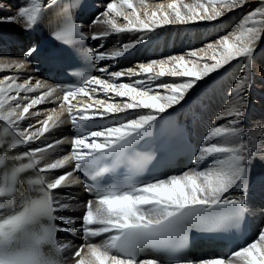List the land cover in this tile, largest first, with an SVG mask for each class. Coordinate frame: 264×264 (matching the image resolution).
<instances>
[{
	"label": "snow or ice",
	"instance_id": "snow-or-ice-1",
	"mask_svg": "<svg viewBox=\"0 0 264 264\" xmlns=\"http://www.w3.org/2000/svg\"><path fill=\"white\" fill-rule=\"evenodd\" d=\"M80 7L78 0H24L14 15H4L0 3V24L22 21L24 30L31 31L47 19L53 39L75 49L89 39L74 11ZM245 7L250 10L233 31L186 55L115 71L102 66L98 71L104 76L78 73V84L0 77V264H67L64 253L70 249L74 264H264V228L253 242L227 254L199 260L187 254L194 234L239 226L246 200L234 193L246 189L251 163L264 160V124L240 126L246 92L254 83L255 51L264 40V0H106L91 22L106 27L90 38L211 22ZM144 38L84 54L97 63L116 60ZM39 54L37 46H29L19 58L0 59V71L26 72ZM241 59L242 75L193 153L192 166L143 178L151 155L138 145L151 134L154 122L181 104L199 81ZM45 103L56 106L38 108ZM42 112L47 114L41 120ZM65 113L73 136L44 142L64 123ZM65 144L70 145L67 152ZM51 150H59L55 158ZM77 185H85L94 199L73 203V197L58 191ZM81 207L79 217L59 214ZM77 221L84 243L60 240L58 233L77 230L68 227ZM101 236V243L92 242Z\"/></svg>",
	"mask_w": 264,
	"mask_h": 264
},
{
	"label": "bare ground",
	"instance_id": "bare-ground-1",
	"mask_svg": "<svg viewBox=\"0 0 264 264\" xmlns=\"http://www.w3.org/2000/svg\"><path fill=\"white\" fill-rule=\"evenodd\" d=\"M100 1V0H98ZM24 0H0L3 4V14L4 15H14L17 6L22 4ZM156 0H149L150 4H154ZM185 2L192 3L193 0H185ZM105 2L101 5L103 7ZM250 10V7H245L244 9H236L234 11H228L226 14L215 21L211 22H193L189 24L179 25H165L163 27L156 28L155 31L151 33H122V34H110L113 39V45L109 47L108 51L114 50L117 47L122 46L125 43L134 42L139 36H144L145 38L162 37L159 45L161 52L165 53L163 58L170 55H186L189 50L198 49L205 46L208 43L215 42L220 36L233 31L234 26L238 24L239 20L242 18V14ZM95 17H93L94 19ZM92 22V21H91ZM89 23L86 26V30L91 32L102 31L105 29L104 24L92 25ZM123 23V21H120ZM24 31L23 22L19 23H2L0 24V40L4 41L9 39L11 41H20L22 37L19 35ZM142 41V42H143ZM263 43V44H262ZM158 45V46H159ZM243 65V59L233 61L230 65L226 66L215 73L210 74L204 80L199 81L197 86H195L186 95L184 101L181 104L174 106L169 110H174L176 115H179L181 119L188 125L195 128L197 136V148L203 142V137L207 134V131L213 126L215 122V117L222 110H224L225 105L229 102L230 88L234 85L236 79L240 78L242 75L241 68ZM28 71V70H27ZM27 71H19L15 68L5 69L0 71V77L3 75H18L19 82H22L26 76H30ZM165 81H171L173 78L164 77ZM263 80V81H261ZM127 82V78L124 79ZM263 93V94H262ZM98 98H103L102 95ZM257 99L259 106H256V101L252 103V100ZM121 98H116L119 101ZM206 102V104H204ZM75 103V101H74ZM205 105V106H203ZM56 105L52 103H45L38 106L39 109H51ZM57 110L58 107H57ZM135 113V112H131ZM47 113L42 112L39 119H44ZM64 123L53 130L51 134L47 135V140L44 142L51 141L53 139H61L64 137L69 138L67 135L66 126L69 124V118L65 113L63 117ZM32 122H35V118H32ZM260 124H264V40L258 42L257 49L255 51V63H254V83L246 92V116L241 127L245 129H252ZM70 139V138H69ZM41 141H36V144H41ZM64 152L70 150V145L65 144L62 146ZM53 152V158L59 150H51ZM63 154V153H59ZM62 171V170H59ZM262 174H259V173ZM264 160L255 159L250 166V175L246 189H237L234 195L245 196L246 204L251 207V212L253 215V227L257 234L261 228H264V210H261L255 203H260L264 205ZM62 194H68L74 198L73 203L83 204L85 200L81 189L78 186L65 187L58 190ZM83 208H76L72 211H62L59 214L64 216L79 217L82 216ZM69 227L77 230L72 232L75 234L74 238L66 237L60 233V240L71 241L73 245L79 246L83 244L82 241L83 234L78 231L80 227V222L77 221ZM100 239L94 241V243H101ZM74 249H70L65 252L66 256H72Z\"/></svg>",
	"mask_w": 264,
	"mask_h": 264
},
{
	"label": "rangeland",
	"instance_id": "rangeland-1",
	"mask_svg": "<svg viewBox=\"0 0 264 264\" xmlns=\"http://www.w3.org/2000/svg\"><path fill=\"white\" fill-rule=\"evenodd\" d=\"M263 44V43H262ZM20 70H18V72H19ZM261 81H263V80H261ZM263 94V93H262ZM255 100H252V103L253 102H255L256 101V106H259L260 107V105H259V103H258V101H257V99L256 98H254ZM204 104H206V102H204ZM203 106H205V105H203ZM259 174H262L261 172L259 173ZM263 190H264V188H263Z\"/></svg>",
	"mask_w": 264,
	"mask_h": 264
}]
</instances>
